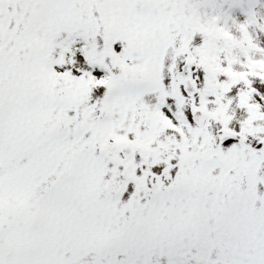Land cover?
Instances as JSON below:
<instances>
[{"label": "rangeland", "instance_id": "obj_1", "mask_svg": "<svg viewBox=\"0 0 264 264\" xmlns=\"http://www.w3.org/2000/svg\"><path fill=\"white\" fill-rule=\"evenodd\" d=\"M263 168L264 0H0V264H264Z\"/></svg>", "mask_w": 264, "mask_h": 264}, {"label": "water", "instance_id": "obj_2", "mask_svg": "<svg viewBox=\"0 0 264 264\" xmlns=\"http://www.w3.org/2000/svg\"><path fill=\"white\" fill-rule=\"evenodd\" d=\"M189 61H186L185 65L182 67V71L177 74L176 78L180 81V83L184 86L185 91L187 92L188 95L192 96L194 93H196V84L190 79V74H189ZM205 117V113L201 111H195L193 115V119L197 124H201L203 119ZM235 136L228 133V132H222L219 134V140L220 142L228 140L230 138H234ZM241 140V139H239ZM105 149H101V151L105 154L109 153H117V152H127L125 153L126 155H131L133 153V148L130 146L128 142L125 141H120L117 142L111 146H104ZM260 180L264 183V171L260 175Z\"/></svg>", "mask_w": 264, "mask_h": 264}, {"label": "flooded vegetation", "instance_id": "obj_3", "mask_svg": "<svg viewBox=\"0 0 264 264\" xmlns=\"http://www.w3.org/2000/svg\"><path fill=\"white\" fill-rule=\"evenodd\" d=\"M222 146H224V147H227V148H229L233 153H235V150H236V146H237V143L235 142V141H231V142H228V143H226V144H224V145H222ZM222 146H219V147H222ZM249 149V148H248ZM245 157V156H244ZM240 165V167L241 168H244V165H243V163L242 162H240L239 163ZM142 166V164L140 163V167ZM167 176V175H166ZM165 176V177H166ZM168 178V177H167ZM169 179V178H168Z\"/></svg>", "mask_w": 264, "mask_h": 264}]
</instances>
